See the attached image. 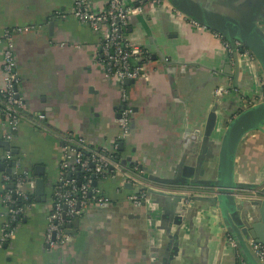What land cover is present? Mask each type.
<instances>
[{
	"label": "crops",
	"instance_id": "1",
	"mask_svg": "<svg viewBox=\"0 0 264 264\" xmlns=\"http://www.w3.org/2000/svg\"><path fill=\"white\" fill-rule=\"evenodd\" d=\"M106 1L90 0V4L99 10ZM221 1L214 4L216 11L238 19L240 11L258 0ZM175 8L145 3L141 13L129 18L126 28L129 39L145 48L151 60L147 74L126 86L133 115L120 151L123 160L128 159L126 164L138 163L143 168L149 191L165 193L189 192L188 186L161 179L174 174L181 178L179 171L190 166L198 169L192 130L204 126L215 109L223 134L237 112L256 99L260 92L257 76L262 75L260 64L255 59L246 61L241 53L236 69L232 49L225 47L214 30ZM70 9L71 0H0V34L11 25L37 27L14 37L18 88L25 108L10 141L19 149L15 155L23 157L22 167L31 173L29 192L34 200L25 218L16 224L14 236L0 246V264H160L169 242L171 248L177 244L170 264L240 261L237 251L234 254L226 244L225 229L215 226V220L221 219L209 203L195 202L194 213L180 219L178 225L172 210L163 214L164 197L149 194L150 201L136 207L126 200L129 188L116 191L117 183L112 180L99 182L109 204L92 205L80 217L69 244L45 247L46 215L61 156L59 134L72 131L110 148L118 133L121 90L94 62L100 33L70 15L58 16ZM258 16L256 23L264 35V0ZM220 84L229 85L232 92L216 99L214 90ZM36 113L45 115L44 127L30 120ZM1 124L0 106V135ZM2 140L0 163L5 162L6 152ZM209 149L213 155V147ZM216 163L217 157L204 162V172L196 179L214 177ZM39 166L43 167L44 201H37L35 195V169ZM3 173L0 170V195L5 187ZM234 178L264 186V129L250 130L242 137L234 158ZM252 215L261 223L264 209H254ZM3 219L0 204V227Z\"/></svg>",
	"mask_w": 264,
	"mask_h": 264
},
{
	"label": "built area",
	"instance_id": "2",
	"mask_svg": "<svg viewBox=\"0 0 264 264\" xmlns=\"http://www.w3.org/2000/svg\"><path fill=\"white\" fill-rule=\"evenodd\" d=\"M145 3L174 8L169 0H137L133 5L125 0H107L102 8L95 10L90 0H71L70 12L58 15L61 18L70 15L79 23L86 24L93 31L100 33V43L94 55V62L101 68L105 78L117 83L121 90V98L118 109V133L110 148L97 146L91 140L72 131L59 134L61 156L57 164L44 232V245L47 249L59 248L72 241L73 234L66 226L70 225L76 216L81 217L92 205L104 207L109 204V197L99 186V182L103 180L117 183L116 191L125 190L127 189L125 186L130 185L126 200L133 206H144L148 200V183L143 168L138 163H123L120 152V143L129 136L133 115L124 81L143 78L149 70L147 65L151 60V54L141 45L132 42L126 32L129 18L141 13ZM176 11L180 13L179 10ZM192 22L199 26L197 21ZM35 28H37L35 25H11L6 26L0 34V106L3 129L0 138L3 140L13 139L25 108L24 98L18 88L20 77L14 56V37ZM214 32L230 50L228 41L219 32ZM235 44L240 46L237 40ZM241 54L254 60L252 53L245 47ZM258 81L261 91L255 103L264 100V77L258 76ZM231 90L229 85L220 84L215 88L214 95L219 97ZM44 118L43 113H36L30 120L44 127L42 126ZM4 158L6 163L11 162V172L2 175L5 187L0 195L4 217L0 227V246L14 236L16 224L25 218L34 200L29 192L33 180L30 172L22 167L23 157L7 150ZM188 188L189 192L184 193L189 196L214 192V189L208 186ZM234 194L237 197L264 199V194L259 188L235 189ZM228 239L236 248L235 240L230 236ZM249 244L264 264V245L253 238ZM237 255L239 256L238 252ZM239 264L247 263L240 259Z\"/></svg>",
	"mask_w": 264,
	"mask_h": 264
},
{
	"label": "water",
	"instance_id": "3",
	"mask_svg": "<svg viewBox=\"0 0 264 264\" xmlns=\"http://www.w3.org/2000/svg\"><path fill=\"white\" fill-rule=\"evenodd\" d=\"M169 1L183 14L197 20L201 25L219 32L228 41L232 49V57L236 69L238 68V58L240 53H242L243 47L247 48L252 53L255 61L260 64L261 76L264 77V35L256 23L263 0H258L254 5L251 3L250 8L244 9L243 12L239 10V7L237 11H240L241 17L238 19L223 16L219 11H216L214 4H222L221 0ZM236 40L240 42V46L235 44ZM238 47L239 50H237ZM243 59L250 62L253 61L248 56H243ZM133 82V80H125L124 85L127 86ZM227 82L228 80H225L224 83ZM231 92L232 90L229 93ZM227 94L215 97L216 99H220ZM254 101L248 108L237 112V115L224 129L223 134H221V129H218L220 125V120L218 119L219 116L216 114L215 109L210 111L205 125L192 130L190 134L191 140L193 141L192 147L195 148L194 157L197 161L196 165L198 166V169L196 170V168L190 166L181 172L179 171L181 178H177L174 174L173 178L161 179L165 183L185 185L188 187L208 186L214 189L213 193L194 194L189 196L183 192L165 193L155 190L149 191V189H147V203L150 201L149 194L154 196L159 194L164 197L165 203L162 204V208L164 210L163 214L172 210L174 220L178 222L176 223L178 225L180 219L189 217L192 213H194L195 202L204 201L209 203L214 210L219 213H215L216 218L221 219L215 220V226L218 230H221V228L225 229L224 237L226 244L230 246V248L234 251V254H236L237 250L240 258L247 264H262L260 259L253 252L249 241L253 238L264 245V215L261 223H258L252 215L254 209H264V199L237 197L234 194L235 189L255 188H259L264 194V186L259 187V184L238 182L234 178V158L242 137L250 130L264 129V100L257 103ZM218 135L221 137L220 140L217 139ZM1 145L4 146L6 151L10 150L13 154L19 153V149L13 146L10 141L2 140ZM122 146L123 143L121 142L120 148ZM211 146L213 147V155L209 149ZM214 157H217L215 176L206 181L197 180L196 177L199 175V172H204L202 167L203 163L209 161V159L213 160ZM127 160L124 159L123 163L126 164ZM10 165L11 162L0 163V170L10 173ZM200 168H202V170ZM35 170L38 175L35 179L36 200L44 201L45 183L42 178L43 167H36ZM125 187L130 188V185L127 184ZM211 219L214 220L213 218ZM79 222L80 216H76L72 223L66 226L68 228L67 230H69L70 233H74L75 228L79 225ZM72 227L74 229H71ZM228 236L235 240L236 248L231 245ZM170 244L172 243H167L165 253L163 254L164 258L160 264H170V261L177 249L176 242L172 248L170 247ZM235 264H239V260L235 261Z\"/></svg>",
	"mask_w": 264,
	"mask_h": 264
},
{
	"label": "trees",
	"instance_id": "4",
	"mask_svg": "<svg viewBox=\"0 0 264 264\" xmlns=\"http://www.w3.org/2000/svg\"><path fill=\"white\" fill-rule=\"evenodd\" d=\"M121 152V151H120Z\"/></svg>",
	"mask_w": 264,
	"mask_h": 264
}]
</instances>
